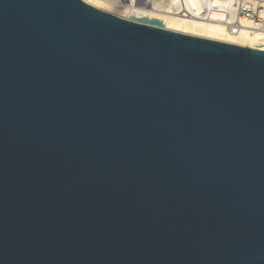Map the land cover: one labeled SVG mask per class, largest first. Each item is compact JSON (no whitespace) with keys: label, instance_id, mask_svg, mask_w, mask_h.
<instances>
[{"label":"water","instance_id":"1","mask_svg":"<svg viewBox=\"0 0 264 264\" xmlns=\"http://www.w3.org/2000/svg\"><path fill=\"white\" fill-rule=\"evenodd\" d=\"M0 264H264V43L0 0Z\"/></svg>","mask_w":264,"mask_h":264},{"label":"bare ground","instance_id":"2","mask_svg":"<svg viewBox=\"0 0 264 264\" xmlns=\"http://www.w3.org/2000/svg\"><path fill=\"white\" fill-rule=\"evenodd\" d=\"M87 3L117 14L119 16H137L157 18L164 22L165 27L171 30L208 37L216 40L236 43L240 45H252L264 43V22H256L250 18H243L232 12V19L239 22L236 33L220 22H207L194 18H179L168 14L160 5L161 0H124L118 3L116 0H84ZM146 2H148L147 5ZM264 4V0H262ZM264 17V12H262Z\"/></svg>","mask_w":264,"mask_h":264},{"label":"built area","instance_id":"3","mask_svg":"<svg viewBox=\"0 0 264 264\" xmlns=\"http://www.w3.org/2000/svg\"><path fill=\"white\" fill-rule=\"evenodd\" d=\"M124 3V0H116ZM262 0H161L162 11L179 18H194L207 22H220L236 33L239 22L232 19V12L243 18L264 22ZM146 2L145 5H147Z\"/></svg>","mask_w":264,"mask_h":264}]
</instances>
